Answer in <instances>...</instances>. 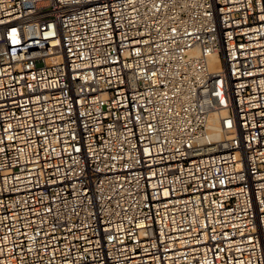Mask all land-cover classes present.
<instances>
[{
    "label": "built area",
    "instance_id": "obj_1",
    "mask_svg": "<svg viewBox=\"0 0 264 264\" xmlns=\"http://www.w3.org/2000/svg\"><path fill=\"white\" fill-rule=\"evenodd\" d=\"M0 264H264V0H0Z\"/></svg>",
    "mask_w": 264,
    "mask_h": 264
},
{
    "label": "bare ground",
    "instance_id": "obj_2",
    "mask_svg": "<svg viewBox=\"0 0 264 264\" xmlns=\"http://www.w3.org/2000/svg\"><path fill=\"white\" fill-rule=\"evenodd\" d=\"M210 60H211V65L214 69H219L220 67H222L220 59L216 55L211 56ZM214 128H215L214 138H220L218 127L216 124L214 125Z\"/></svg>",
    "mask_w": 264,
    "mask_h": 264
}]
</instances>
